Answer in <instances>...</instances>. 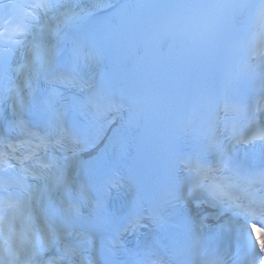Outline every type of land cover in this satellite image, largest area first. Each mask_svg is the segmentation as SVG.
<instances>
[{
	"label": "snow or ice",
	"instance_id": "1",
	"mask_svg": "<svg viewBox=\"0 0 264 264\" xmlns=\"http://www.w3.org/2000/svg\"><path fill=\"white\" fill-rule=\"evenodd\" d=\"M113 7L111 4L107 5ZM165 9L177 10L181 16L179 18L186 21L189 25L195 23L202 26L205 30L214 31L218 29L223 22L228 19L235 11L247 9L250 7L258 8V21L264 24V0H260L258 5H252L247 0H184L181 3H167L155 5ZM34 8H42L46 12L52 10L56 5L49 2H41L32 5ZM121 9H126L130 5H121ZM22 35H24L22 33ZM21 43L22 41H16ZM254 55L264 65V31L260 32L255 38ZM249 65V68H252ZM264 79V72L261 73ZM62 78H67L63 76ZM108 105L115 107L114 99L108 100ZM232 140L235 143H254L256 141L264 142V127H261L251 137H245L234 134ZM209 144L211 147H218L217 140L213 137ZM222 155L216 166L210 169L203 170V174L207 178L213 172H233L228 165L232 163L231 153L221 149ZM238 172L239 169L237 168ZM35 179V177H34ZM5 196L0 200V264H70L71 257L77 254V250L72 247H65L63 255L50 257L47 261L41 259L42 253L48 251L56 243L60 236H70L72 232L70 226H65L62 230L55 221L49 223L45 220V228L41 229L42 237L31 243L30 249L25 250L22 246L15 243L18 229L20 227V217L17 209L18 204L13 201V198L7 192V187L4 189ZM208 195L216 200L222 201L225 205H234L235 201L240 200L239 196H235L230 189V186L223 184H215L207 189ZM239 209V213L246 216H251L257 212L264 215V199L256 203L255 206L243 203L235 204ZM30 215V213H28ZM58 219V218H57ZM138 223V222H137ZM255 231V225L252 226V232ZM240 240L250 245L252 259L249 264H256V260L260 258L259 254H264V233L255 236L246 230L245 225L239 229ZM257 246L259 253L257 252ZM105 264H112L111 261H106ZM136 264H143L137 261ZM151 264H161L159 259L154 260Z\"/></svg>",
	"mask_w": 264,
	"mask_h": 264
}]
</instances>
